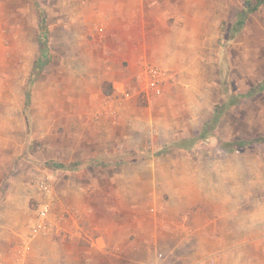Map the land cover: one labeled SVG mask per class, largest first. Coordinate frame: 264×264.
I'll return each mask as SVG.
<instances>
[{
	"label": "rangeland",
	"instance_id": "obj_1",
	"mask_svg": "<svg viewBox=\"0 0 264 264\" xmlns=\"http://www.w3.org/2000/svg\"><path fill=\"white\" fill-rule=\"evenodd\" d=\"M247 1L139 0L107 32L95 29V0H0V264H20L25 241V262L34 255L45 177L70 228L51 252L72 257L102 233L123 252L143 216L148 242L132 245L133 264H202L190 243L149 238L227 207L264 208V4L238 30ZM124 46L142 53L140 69ZM99 56L113 81L95 95ZM150 64L170 78L149 86ZM242 251L264 264V250ZM109 253L95 264H115Z\"/></svg>",
	"mask_w": 264,
	"mask_h": 264
},
{
	"label": "crops",
	"instance_id": "obj_2",
	"mask_svg": "<svg viewBox=\"0 0 264 264\" xmlns=\"http://www.w3.org/2000/svg\"><path fill=\"white\" fill-rule=\"evenodd\" d=\"M136 2H139V0H95V29L103 25L106 26L108 32L110 27H113L115 21L130 20L132 5H135ZM118 28L121 29L122 26L120 25ZM122 29H126L125 24ZM97 39L98 37L95 38V51L97 50L96 53H99V49L101 48H97ZM131 48L132 46L129 48L124 46L122 54L125 59H131L138 69H140L144 62L142 53L137 47L134 49ZM102 52H100V56ZM100 56L95 57V95H99L105 81H113L110 74H108L112 66L105 64V61H102ZM100 79L102 80L100 81ZM199 215V212H197L194 217H198ZM160 217L162 218L163 214H160ZM64 218L65 216H63L62 213L57 216L56 210L53 211L52 219L58 231L55 234L40 233L41 236L34 242V255L32 258H30L31 256L29 257L28 263L24 260V262H20V264H71L77 260V258L95 264V255L107 254L109 252H112L120 258H118L115 264H133L131 259L136 256V252L132 251V245H141L142 240H146V243L148 242L146 229H142L141 227L145 224L146 217L141 216L142 221L140 219V222L142 225L140 224L139 228L133 225L132 227H135L133 230L131 229L132 227L125 230L127 232H125L123 237L124 243H119L123 252H120L122 250L116 247V245H118L116 241L107 233L95 236L91 243L87 246H82L80 253H77L74 257L69 253L58 252V250L51 252V250L57 247L60 248V246L63 245L55 243V240L52 239L70 229L68 228V223L65 222L66 220L64 221ZM149 218L148 220H150V223L154 222L152 223V228L156 227V229H160L162 225L165 224V222H159V225H156L157 220L155 221L151 216ZM205 219H207V221H205L203 226H200V223L197 222L188 226L186 231L185 227L177 222L173 224V228H171L167 234H163L166 229L165 227H168L165 226L160 229L162 231L161 234H153V232L149 240L152 238L151 241L161 244L169 242L174 246L190 243L194 245L193 251L191 252L192 256L197 258L195 263L199 261L202 264H245V260L242 256V249L244 246L252 245L255 251L259 249L264 250V208H257L255 211L251 209L248 211L237 206H232L227 207L224 212L217 216L207 215ZM250 222L254 223L252 227L255 228L245 227L244 224ZM77 230L78 229H76V232ZM158 231L159 230H156L155 233ZM130 246L131 249L129 250ZM198 246H203L202 252L200 253H198V250L201 248H198ZM257 247L260 248L257 249ZM42 252L44 256H41ZM47 253L49 254L47 255ZM144 255L145 254H143V256ZM141 256L142 255H140L139 258L143 257ZM260 260L264 261L262 257L258 262H262ZM141 264H144V261H141Z\"/></svg>",
	"mask_w": 264,
	"mask_h": 264
},
{
	"label": "built area",
	"instance_id": "obj_3",
	"mask_svg": "<svg viewBox=\"0 0 264 264\" xmlns=\"http://www.w3.org/2000/svg\"><path fill=\"white\" fill-rule=\"evenodd\" d=\"M169 77V70L158 65L150 64L146 68L147 84L151 87H158ZM170 78V77H169ZM37 187L47 195L46 199L39 201L34 219V231L36 233L55 234L58 229L52 219V213L55 208V197L53 195V183L45 177L38 181ZM59 233V232H58ZM28 250L27 241L24 242L22 248L19 249L20 262H24L26 252ZM144 264H160L159 262H149Z\"/></svg>",
	"mask_w": 264,
	"mask_h": 264
},
{
	"label": "trees",
	"instance_id": "obj_4",
	"mask_svg": "<svg viewBox=\"0 0 264 264\" xmlns=\"http://www.w3.org/2000/svg\"><path fill=\"white\" fill-rule=\"evenodd\" d=\"M246 6L245 8L241 11L240 13V19H239V25H238V30L242 27V25L244 24V21L246 19V16L249 12L256 10L261 4H264V0H256L255 2H252L251 0H248L246 2ZM252 90H249L245 95H250L252 94ZM258 140L264 141V137H258ZM240 143H245V141H240ZM165 150H163L162 152H164ZM60 167H63L64 165H59Z\"/></svg>",
	"mask_w": 264,
	"mask_h": 264
}]
</instances>
